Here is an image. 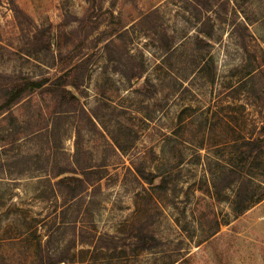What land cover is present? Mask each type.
I'll use <instances>...</instances> for the list:
<instances>
[{"label":"rangeland","instance_id":"1","mask_svg":"<svg viewBox=\"0 0 264 264\" xmlns=\"http://www.w3.org/2000/svg\"><path fill=\"white\" fill-rule=\"evenodd\" d=\"M0 72V264H264V0H0Z\"/></svg>","mask_w":264,"mask_h":264},{"label":"trees","instance_id":"2","mask_svg":"<svg viewBox=\"0 0 264 264\" xmlns=\"http://www.w3.org/2000/svg\"><path fill=\"white\" fill-rule=\"evenodd\" d=\"M42 83L33 81L29 77L13 78L0 72V111H9L14 105L20 103L28 91L33 87H41ZM262 133H264V125H262ZM239 178L244 180L246 176L252 177V171L246 170V162L255 159L259 155L264 154V142L257 138H246L240 141L239 148ZM257 168V166L255 167ZM256 192H259L256 190ZM264 199V186L262 193L257 194H236L231 205L236 215H241L253 205ZM156 240V239H154ZM158 242V241H156ZM158 244V243H156ZM56 255L47 253L46 257H42V264H59ZM73 264V263H68Z\"/></svg>","mask_w":264,"mask_h":264}]
</instances>
